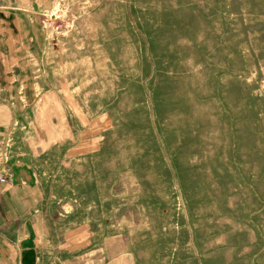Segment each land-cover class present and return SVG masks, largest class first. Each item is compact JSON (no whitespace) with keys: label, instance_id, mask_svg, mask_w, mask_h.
<instances>
[{"label":"rangeland","instance_id":"374dc122","mask_svg":"<svg viewBox=\"0 0 264 264\" xmlns=\"http://www.w3.org/2000/svg\"><path fill=\"white\" fill-rule=\"evenodd\" d=\"M42 9L44 127L24 134L44 131L64 236L90 219L97 263L264 264V0Z\"/></svg>","mask_w":264,"mask_h":264},{"label":"crops","instance_id":"0c3cea01","mask_svg":"<svg viewBox=\"0 0 264 264\" xmlns=\"http://www.w3.org/2000/svg\"><path fill=\"white\" fill-rule=\"evenodd\" d=\"M38 1L0 0V145L9 132H18L12 133L8 182L0 185V264H112L91 258L97 232L90 219L83 229L72 228L75 236H64L59 202L50 194L58 187L37 176L44 173V131L36 138L24 134L26 127H44V117L34 118L44 111V72L34 69V63H44V0L41 6ZM91 134L68 157L89 152Z\"/></svg>","mask_w":264,"mask_h":264},{"label":"built area","instance_id":"2783aa9c","mask_svg":"<svg viewBox=\"0 0 264 264\" xmlns=\"http://www.w3.org/2000/svg\"><path fill=\"white\" fill-rule=\"evenodd\" d=\"M14 144L12 132H9L0 145V185L8 182L10 176V159Z\"/></svg>","mask_w":264,"mask_h":264}]
</instances>
